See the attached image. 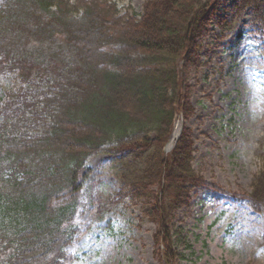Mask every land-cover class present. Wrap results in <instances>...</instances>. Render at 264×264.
Masks as SVG:
<instances>
[{
  "label": "trees",
  "instance_id": "16d2710c",
  "mask_svg": "<svg viewBox=\"0 0 264 264\" xmlns=\"http://www.w3.org/2000/svg\"><path fill=\"white\" fill-rule=\"evenodd\" d=\"M221 1L149 0L121 14L117 0H0V78L19 81L0 106V264H74L88 161L132 153L146 157L131 191L155 199L144 215L175 263L168 218L204 181L190 131L171 153L164 146L175 116L193 115L187 76ZM249 7L264 32V0H240L237 13ZM226 196L264 218V170L248 196ZM94 204L102 219L109 208Z\"/></svg>",
  "mask_w": 264,
  "mask_h": 264
},
{
  "label": "rangeland",
  "instance_id": "374dc122",
  "mask_svg": "<svg viewBox=\"0 0 264 264\" xmlns=\"http://www.w3.org/2000/svg\"><path fill=\"white\" fill-rule=\"evenodd\" d=\"M117 1L121 14H141L149 0ZM239 2L221 1L216 18L232 26L224 31L216 19L199 41L200 66L187 76L193 115L175 116L165 146L169 154L181 130L190 131L192 168L204 181L190 185L189 203L168 218L174 264H264V218L247 201L226 196H248L253 177L264 170V32L252 7L237 13ZM18 86L15 75L0 78V106ZM145 157L99 154L88 161L75 221L80 235L67 248L74 264H166L159 226L144 215L155 199L136 197L130 188ZM94 200L109 208L102 219L93 216Z\"/></svg>",
  "mask_w": 264,
  "mask_h": 264
}]
</instances>
